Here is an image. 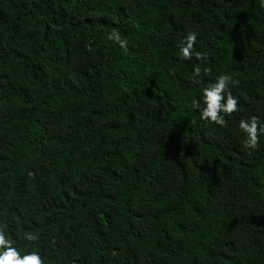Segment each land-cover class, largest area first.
<instances>
[{
    "label": "trees",
    "instance_id": "trees-1",
    "mask_svg": "<svg viewBox=\"0 0 264 264\" xmlns=\"http://www.w3.org/2000/svg\"><path fill=\"white\" fill-rule=\"evenodd\" d=\"M261 124V0H0V234L41 264H264Z\"/></svg>",
    "mask_w": 264,
    "mask_h": 264
},
{
    "label": "clouds",
    "instance_id": "clouds-1",
    "mask_svg": "<svg viewBox=\"0 0 264 264\" xmlns=\"http://www.w3.org/2000/svg\"><path fill=\"white\" fill-rule=\"evenodd\" d=\"M261 7H264V0H261ZM196 33L191 32L186 36V44L179 48L180 56L188 59L194 55L197 60L201 58L200 53H193L192 44L196 39ZM123 46V42H121ZM194 75H199V69H193ZM232 84L231 78L226 74L215 77L214 83L204 88L199 94V99L191 101L192 107L198 110L201 120L208 123L223 126L225 116L237 111V99L227 93V88ZM238 130L242 137V144L246 148H253L257 143L258 121L255 117L247 120L241 119L238 122ZM259 132L264 133V124L259 125ZM33 240V235L26 237ZM0 264H41V258L36 251H28L21 254L10 244L3 234H0Z\"/></svg>",
    "mask_w": 264,
    "mask_h": 264
}]
</instances>
